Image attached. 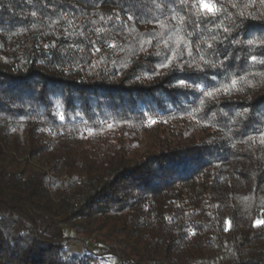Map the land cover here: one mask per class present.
<instances>
[{
  "label": "trees",
  "instance_id": "1",
  "mask_svg": "<svg viewBox=\"0 0 264 264\" xmlns=\"http://www.w3.org/2000/svg\"><path fill=\"white\" fill-rule=\"evenodd\" d=\"M212 2L0 0V264H264V0Z\"/></svg>",
  "mask_w": 264,
  "mask_h": 264
},
{
  "label": "snow or ice",
  "instance_id": "2",
  "mask_svg": "<svg viewBox=\"0 0 264 264\" xmlns=\"http://www.w3.org/2000/svg\"><path fill=\"white\" fill-rule=\"evenodd\" d=\"M199 2H200V6H201L205 11H207L209 14H212V13H215V12H216V10H217V6H216V4H215L214 2H212V0H199ZM225 31H227V30L225 29ZM247 43H248V44H253L254 41L251 40V39H249V40L247 41ZM156 55H161V53H156ZM180 55L183 56V53H181ZM188 55H189V56L191 55V49H189ZM251 60H252L253 62H255V61L257 60V57H256V56H252V57H251ZM261 62L264 63V61H261ZM162 66H164V65L161 64L160 67H162ZM219 66H222V64L219 65ZM210 67L213 68V69H215V68L218 67V65L215 64V63H212V64H210ZM181 68H182V66H181ZM203 70H204V69H202V68H198V69H197V71H203ZM212 78L215 79V77H212ZM231 82H232V84H236V80H235V79H233ZM178 86H184V87H187V84H186V82H185L184 80H180V81H178ZM197 87H200V85H197ZM224 91H225V92H228V89L225 88ZM212 95H213L212 92H208V96H212ZM59 118H60L61 120H63V119H64V116H63V115H60ZM154 122H155V121H153V123H154ZM261 224H264V220H259V219H258V220L255 221V225H261ZM228 226L231 227V221L228 222Z\"/></svg>",
  "mask_w": 264,
  "mask_h": 264
},
{
  "label": "rangeland",
  "instance_id": "3",
  "mask_svg": "<svg viewBox=\"0 0 264 264\" xmlns=\"http://www.w3.org/2000/svg\"><path fill=\"white\" fill-rule=\"evenodd\" d=\"M68 240H67V247L70 251L75 253H84L86 251H92L95 253L102 252L98 249V247H95V238H91L87 241H83L82 239L77 238L74 236L71 232L68 233Z\"/></svg>",
  "mask_w": 264,
  "mask_h": 264
},
{
  "label": "built area",
  "instance_id": "4",
  "mask_svg": "<svg viewBox=\"0 0 264 264\" xmlns=\"http://www.w3.org/2000/svg\"><path fill=\"white\" fill-rule=\"evenodd\" d=\"M123 264H134V263H131V262H123Z\"/></svg>",
  "mask_w": 264,
  "mask_h": 264
}]
</instances>
